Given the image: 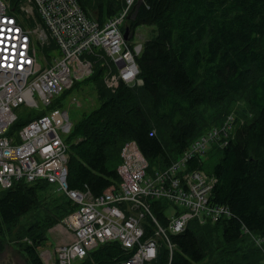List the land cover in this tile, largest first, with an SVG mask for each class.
I'll list each match as a JSON object with an SVG mask.
<instances>
[{"label": "trees", "instance_id": "trees-1", "mask_svg": "<svg viewBox=\"0 0 264 264\" xmlns=\"http://www.w3.org/2000/svg\"><path fill=\"white\" fill-rule=\"evenodd\" d=\"M78 2L100 23L126 5L124 0ZM125 27L131 45L140 27L155 29L136 57L143 84L121 83L112 92L99 61L89 78L75 83L91 82L100 103L74 122L65 139L69 188L90 190L97 197L118 184L116 161L121 163L127 141L138 144L151 170L165 169L242 102L229 144L212 145L205 156L188 163L189 170L215 176L213 202L227 206L231 217L206 225L192 220L184 232L171 236L178 247L171 262L162 245L154 264H263L244 229L264 239V0H143L132 7ZM61 95L51 108L61 106ZM205 108L219 113L205 116ZM21 120L16 130L28 121ZM76 209L66 193L46 181L16 182L0 190V243L11 235L20 241L27 264H45L38 249L47 242L49 229ZM26 216L31 223L20 224L14 233ZM126 258L122 245L110 242L73 264H122Z\"/></svg>", "mask_w": 264, "mask_h": 264}, {"label": "built area", "instance_id": "built-area-1", "mask_svg": "<svg viewBox=\"0 0 264 264\" xmlns=\"http://www.w3.org/2000/svg\"><path fill=\"white\" fill-rule=\"evenodd\" d=\"M124 1L118 15L100 23L78 0H0V190L19 181H46L77 206L61 224V234L70 240L64 239L53 257L45 254L47 264H73L110 242H119L128 254L122 264H154L162 245L171 262L172 235L184 232L192 220L215 224L231 217L227 206L213 202L215 176L188 169L194 157L220 142L218 128L196 139L169 168L153 172L138 144L127 141L118 165L120 181L100 196L68 186L65 139L74 123L69 110L51 108L54 101L89 78L102 55L116 71L107 82L113 91L121 83H142L136 62L142 44L131 47L122 28L132 7L143 0ZM22 105L43 115L20 118L16 109ZM236 118L235 113L228 116L223 131L229 139L221 146L229 144ZM19 119L28 121L16 130ZM256 243L264 247L262 237Z\"/></svg>", "mask_w": 264, "mask_h": 264}, {"label": "rangeland", "instance_id": "rangeland-1", "mask_svg": "<svg viewBox=\"0 0 264 264\" xmlns=\"http://www.w3.org/2000/svg\"><path fill=\"white\" fill-rule=\"evenodd\" d=\"M124 24H125V22H124ZM124 24H123V26H124ZM154 34H155V29H153V27L152 28L151 27H140L139 30H137L136 36L133 38V41H135L133 45L142 44V46H143L144 42L147 41L148 39H150L151 37H153ZM98 61L101 62V64L106 67V73L104 75V81H105L107 88L112 90L107 85V82H108L109 78H111L116 73V71H115V69H114L109 58H106L105 56L102 55V57ZM94 68H95V66H94ZM75 86H76V87H74L75 89H73L71 92H69L65 97L62 98V96H64V94L61 95V99H62V101L60 103L61 106L59 105L60 107L69 110L68 113H70V117H71V120L73 123L79 121L86 112L90 111L91 109L96 108L100 103L99 99H98V95L95 91V87L92 85L91 82H83V83H79L78 85H75ZM136 86H138V85H136ZM115 91L112 90V92H115ZM77 103H80V106H78ZM207 109L208 108H205L202 111V114H204L205 116L211 117V115H214V114L217 115L219 113V110H217V109H214V110H211V109L207 110ZM243 109H244V103L241 102V103H238L237 105H235L233 107L231 113H235L237 115V113L242 112ZM16 113L20 118H32V116L36 117L41 112H37L35 108H31V107L22 105L16 109ZM248 113H249L248 115H251L249 111H248ZM228 116H230V114L227 115V117L224 119V121L219 126L214 127V128H218L217 130L219 131V141L220 142L215 143L213 141L212 145H220L221 146V144L224 143L227 138L229 139V136L228 137L225 136L224 131H223L224 127L226 126V124L228 122V120H227ZM21 121H23V120H21ZM211 123L212 122L210 121L209 124H211ZM208 132L205 134H208ZM205 134H203V135H205ZM212 145H211V148H212ZM119 156H121V155H119ZM116 164L118 166L119 160L116 161ZM30 223H31L30 216L29 217L26 216V217L21 218L20 222L18 223V225L14 229V233L18 230L20 224H22L23 226H28ZM61 224L62 223H59V224H57L54 227L49 229L47 242L42 247H40L38 249L41 258L44 260L43 261L44 263L46 261V258H44L45 254L48 253V254L52 255V257H53L55 255L56 249L59 246V244L64 243L63 242L64 239L66 240V242H68L70 240L69 236H67V235L63 236L61 234V231L63 230V228L61 227ZM199 224L200 225H206V224H201V223H199ZM252 233L248 234L249 239L251 241H253L255 243V245L259 248V250H260L259 254H261L260 255L261 256L260 261L262 260V262H263L264 261V247H263V245H257V243H256V238H258L260 236L258 234H255V233L252 234ZM26 240H27V238L23 239V242ZM1 243H0V245H1L2 249H0V264H27L23 254L21 252V249L17 246L18 244H20V241L15 243L13 241V238L11 237V235L10 236L8 235V236H6V238H4L3 243L2 244ZM210 261H212V260H210ZM47 263H45V264H47Z\"/></svg>", "mask_w": 264, "mask_h": 264}, {"label": "bare ground", "instance_id": "bare-ground-1", "mask_svg": "<svg viewBox=\"0 0 264 264\" xmlns=\"http://www.w3.org/2000/svg\"><path fill=\"white\" fill-rule=\"evenodd\" d=\"M127 42L129 43V41H127ZM129 45H130L131 47H133V46H135L136 44H135V45H131V44L129 43ZM142 47H143V46H142ZM136 62H137V61H136ZM138 79H139L141 82H143L142 79L139 78V76H138ZM142 84H143V83H141V84H135V85H133V86H136V85L141 86ZM133 86H130V87H133ZM232 133H233V132H232ZM231 136H232V134H231ZM230 138H231V137H230ZM197 139H198V138H197ZM192 143H193V142H192ZM210 148H211V147H210ZM210 148H209V149H210ZM208 151H209V150H208ZM208 151H207V152H208ZM207 152H206V153H207ZM206 153H205V154H206ZM205 154L202 155V156H205ZM146 159H147V158H146ZM147 161H148V160H147ZM148 163H149V161H148ZM171 165H172V163H171L168 167H166V169L169 168ZM154 170H159V169L154 168L153 170H151V169H150V165H149V171H150V172H153ZM161 170H164V169H161ZM177 249H178V247H177V245L175 244V246H174V248H173V252H175ZM74 263H75V262H74Z\"/></svg>", "mask_w": 264, "mask_h": 264}, {"label": "water", "instance_id": "water-1", "mask_svg": "<svg viewBox=\"0 0 264 264\" xmlns=\"http://www.w3.org/2000/svg\"><path fill=\"white\" fill-rule=\"evenodd\" d=\"M124 38H125L126 41H130L131 40L129 27H127V28L125 27Z\"/></svg>", "mask_w": 264, "mask_h": 264}, {"label": "crops", "instance_id": "crops-1", "mask_svg": "<svg viewBox=\"0 0 264 264\" xmlns=\"http://www.w3.org/2000/svg\"><path fill=\"white\" fill-rule=\"evenodd\" d=\"M58 235V234H57Z\"/></svg>", "mask_w": 264, "mask_h": 264}]
</instances>
